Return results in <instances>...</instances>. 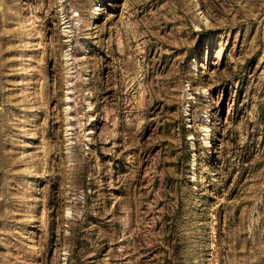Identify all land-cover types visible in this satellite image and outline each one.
<instances>
[{
    "label": "rangeland",
    "instance_id": "1",
    "mask_svg": "<svg viewBox=\"0 0 264 264\" xmlns=\"http://www.w3.org/2000/svg\"><path fill=\"white\" fill-rule=\"evenodd\" d=\"M0 264H264V0H0Z\"/></svg>",
    "mask_w": 264,
    "mask_h": 264
}]
</instances>
